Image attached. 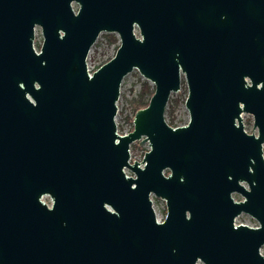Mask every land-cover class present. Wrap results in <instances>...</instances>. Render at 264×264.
Returning <instances> with one entry per match:
<instances>
[{"label":"water","instance_id":"95a60500","mask_svg":"<svg viewBox=\"0 0 264 264\" xmlns=\"http://www.w3.org/2000/svg\"><path fill=\"white\" fill-rule=\"evenodd\" d=\"M133 69L154 89L123 132ZM263 142L264 0H0V264H264Z\"/></svg>","mask_w":264,"mask_h":264},{"label":"rangeland","instance_id":"374dc122","mask_svg":"<svg viewBox=\"0 0 264 264\" xmlns=\"http://www.w3.org/2000/svg\"><path fill=\"white\" fill-rule=\"evenodd\" d=\"M108 35H113L115 37L114 41L108 40ZM42 40L41 31L39 27L35 29V43L39 47ZM119 43V39L116 33H107L101 32L96 41L93 43L87 57V62L90 67H95L100 65L110 59L115 50L116 46ZM147 81L149 87H152L153 84L146 80L136 69H133L128 74H126L120 85L119 97L116 102L117 107V121L123 130V132L130 131L132 129L131 118L134 113V103L139 97V93L142 90V83ZM182 84L180 85L179 90L172 92L169 96L166 108H165V117L166 121L170 122V119L173 120V126H176L178 123L188 120L189 115L185 107L184 100L187 94L186 82L181 77ZM170 111V113H169ZM245 121L251 130H256L253 128V118L251 114L244 113L242 114ZM149 148L147 142L138 144V141H135L130 144V160H141L145 151ZM130 172V171H128ZM153 204L158 211L161 218L165 215V204L161 198L151 196ZM244 220L245 222L255 223V219L249 215L242 214L238 217V221Z\"/></svg>","mask_w":264,"mask_h":264},{"label":"trees","instance_id":"16d2710c","mask_svg":"<svg viewBox=\"0 0 264 264\" xmlns=\"http://www.w3.org/2000/svg\"><path fill=\"white\" fill-rule=\"evenodd\" d=\"M108 40L109 41H114L115 40V37L113 35H108ZM117 47V46H116ZM153 89H154V86L152 87H149L148 84H147V81H144L142 83V90L141 92L139 93V97L138 99L136 100V102L134 103V112L139 109V108H142V107H145L147 104H148V101H149V98L150 96L152 95L153 93ZM170 113V111H169ZM134 115V113H133ZM133 118V117H132ZM132 118L130 119L131 122H132ZM173 120L170 119V122H168L170 125H173Z\"/></svg>","mask_w":264,"mask_h":264},{"label":"flooded vegetation","instance_id":"af4514ba","mask_svg":"<svg viewBox=\"0 0 264 264\" xmlns=\"http://www.w3.org/2000/svg\"><path fill=\"white\" fill-rule=\"evenodd\" d=\"M134 31H135V33L137 34V30L136 29H134ZM235 194H237V193H232V196H233V198L235 199V200H239V199H236L235 198ZM43 199L46 201V203H48V205L50 204L49 203V197L48 196H43ZM241 199V198H240ZM244 215V214H246V213H240V214H238V215H236L235 217H234V221H233V223H234V225H237V224H245V223H243V222H241V221H238L237 219H238V217L239 216H241V215ZM246 215H248V214H246ZM251 217V216H250ZM254 219V218H253ZM250 226H257V221L255 220V224L254 225H250ZM195 264H203L201 261H196V263Z\"/></svg>","mask_w":264,"mask_h":264},{"label":"built area","instance_id":"2783aa9c","mask_svg":"<svg viewBox=\"0 0 264 264\" xmlns=\"http://www.w3.org/2000/svg\"><path fill=\"white\" fill-rule=\"evenodd\" d=\"M118 46V45H117ZM92 47V46H91ZM91 49V48H90ZM90 51V50H89ZM89 53V52H88ZM87 57H88V55H87ZM87 57H86V60H87ZM101 65V64H100ZM100 65H96L95 67H90L89 65H88V62H87V71H94L95 69H97ZM262 145H263V147H264V142L262 143ZM263 153H264V151H263ZM129 161L130 162H132L130 159H129ZM129 170L128 169H126L125 168V172H126V174H131L130 172H128Z\"/></svg>","mask_w":264,"mask_h":264}]
</instances>
